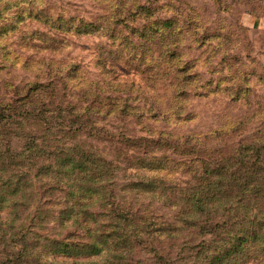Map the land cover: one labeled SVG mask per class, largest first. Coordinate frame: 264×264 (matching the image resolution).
<instances>
[{
    "label": "rangeland",
    "instance_id": "obj_1",
    "mask_svg": "<svg viewBox=\"0 0 264 264\" xmlns=\"http://www.w3.org/2000/svg\"><path fill=\"white\" fill-rule=\"evenodd\" d=\"M0 264H264V0H0Z\"/></svg>",
    "mask_w": 264,
    "mask_h": 264
},
{
    "label": "trees",
    "instance_id": "obj_2",
    "mask_svg": "<svg viewBox=\"0 0 264 264\" xmlns=\"http://www.w3.org/2000/svg\"><path fill=\"white\" fill-rule=\"evenodd\" d=\"M223 186H225V187H223L222 188V190H221V188H220V191H219V187H213L212 189H210V190H208L209 192H212V195L211 196H213V194H215V193H225L226 191H228V185L227 184H222ZM217 188H218V190H217ZM213 190H214V192H213ZM204 191V189H201V192H203ZM214 204V203H213ZM223 204H225V203H223ZM198 205H200V206H198ZM196 206H198L197 207V213L198 214H203L204 212H206V214L208 215V216H210V214H211V211L213 212H219V207H216V205L215 206H210L209 207V209L207 210V211H205V208H204V203L201 201V199L199 200V204L198 203H196ZM221 206V205H220ZM223 209H221V211H223L224 213L228 210L227 208H226V205H223V206H221ZM207 220H209V218H207L206 219V221ZM213 220V219H212ZM213 221H215V220H213ZM213 221H211V223H213ZM225 225V222H223V224H222V226H224ZM218 226V224L217 225H215L214 227H217Z\"/></svg>",
    "mask_w": 264,
    "mask_h": 264
}]
</instances>
